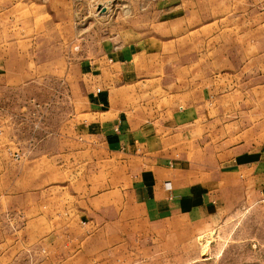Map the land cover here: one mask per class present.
<instances>
[{
	"label": "crops",
	"instance_id": "obj_1",
	"mask_svg": "<svg viewBox=\"0 0 264 264\" xmlns=\"http://www.w3.org/2000/svg\"><path fill=\"white\" fill-rule=\"evenodd\" d=\"M240 6L264 7V0ZM78 7L76 0H0V85L20 87L44 69L59 80L67 56L60 42L79 35ZM126 7L111 16L100 45L73 63L84 109L57 130L55 148L29 161L56 169V178L41 171L34 189L0 191L7 200L0 212L24 216L10 236L0 235V264H160L161 250L175 248L178 237L221 219L229 193L264 198V115L257 123L254 111H209L207 65L193 62L192 48L179 49L183 63L167 74L152 63L169 54L156 32L191 23V4Z\"/></svg>",
	"mask_w": 264,
	"mask_h": 264
},
{
	"label": "rangeland",
	"instance_id": "obj_2",
	"mask_svg": "<svg viewBox=\"0 0 264 264\" xmlns=\"http://www.w3.org/2000/svg\"><path fill=\"white\" fill-rule=\"evenodd\" d=\"M131 1L136 0H76L79 23L74 28L80 32L76 40L60 42V48L66 44L67 50L64 61L60 58V79L56 72L44 69L38 79L20 87L0 85L1 192L24 191L28 186L34 189L41 171L56 178V169L30 168L29 161L44 154L43 149L55 148L57 130L69 128L72 121L67 119L84 109V83L73 63L78 54L100 45L111 16L126 12V2ZM243 1L248 0H188L191 8L186 11L192 22L170 24L168 30L161 25V34L156 32L161 35L159 46L169 49L165 50L169 54L154 57L152 63L160 67L162 75L167 74L183 63L179 49L192 48L189 56L193 62L200 58L203 67L207 65L203 83L210 89V99H215L208 104L209 111L224 110L230 117L234 112L254 111L258 123L260 113L264 115V7L245 8L240 6ZM254 15L257 21L250 23L248 17ZM52 41L50 45H55ZM201 81V76L195 77L193 84ZM222 96L228 97L225 104L218 100ZM234 197L229 193L228 210L221 219L187 233L188 237H178L170 251L162 249L160 264H264V198ZM6 203L1 199L0 207H7ZM1 211L0 227L6 232L0 235L10 236L9 230L24 216Z\"/></svg>",
	"mask_w": 264,
	"mask_h": 264
},
{
	"label": "built area",
	"instance_id": "obj_3",
	"mask_svg": "<svg viewBox=\"0 0 264 264\" xmlns=\"http://www.w3.org/2000/svg\"><path fill=\"white\" fill-rule=\"evenodd\" d=\"M99 88L98 87H95V91H98ZM164 186L165 187H169V183L167 181L164 182Z\"/></svg>",
	"mask_w": 264,
	"mask_h": 264
}]
</instances>
